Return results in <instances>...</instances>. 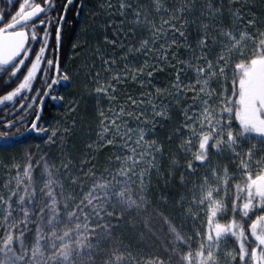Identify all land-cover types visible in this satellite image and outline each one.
<instances>
[{"label":"snow or ice","instance_id":"1","mask_svg":"<svg viewBox=\"0 0 264 264\" xmlns=\"http://www.w3.org/2000/svg\"><path fill=\"white\" fill-rule=\"evenodd\" d=\"M6 3L8 9H0V86L11 90L0 95V105L15 106L19 97L32 109L34 119L28 132L49 133L48 126L40 123L45 101H64L56 89L71 79L56 53L67 6L73 0L61 7L58 0ZM129 8H133L131 3L120 4L122 12ZM155 10L168 17L159 25L134 9L136 26L143 24L151 33L134 51L151 53L162 39L158 59L167 60L168 33L185 37L176 21H182L190 8L178 5L170 12L157 2ZM207 11L210 17L214 15L211 7ZM233 15L239 24L243 17L239 12ZM212 23L209 19L203 27ZM171 45H177L175 38ZM195 47L198 52H191L190 60L180 61L184 68L176 72L172 84L177 101L188 98V91L193 93L176 132V154L169 156L170 168L181 170V187L186 189L178 205L179 221L170 220L149 198L150 181L145 174L156 170V153L163 157L164 151L146 139L152 131L147 127L149 109L141 107L135 117L139 125L129 128L123 117L133 112L126 113L121 106L112 111L110 121L101 113V134L112 132L106 143L111 145L115 136L120 137L116 151L121 154L113 159L116 168L100 175L81 168L74 175L69 161H60L57 167L55 159L41 154L33 162L31 153L22 165L14 164L15 183L9 179L0 192V264H264V28L254 20L235 30L221 25L214 37L205 31ZM104 63L110 79L100 82L97 73L95 92L109 99L115 98L116 85L123 79L136 81L144 74L142 68L130 69L126 61L122 72L112 66L114 61ZM181 71L193 72L194 83L182 80ZM147 76H152L151 70ZM130 100L133 106L148 105L153 118H168L151 93L147 99ZM25 107L19 103V109ZM5 128L10 130L12 122H6ZM58 131L52 129L45 140L54 142ZM223 156L231 169L214 161ZM37 168L41 170L39 185L33 175ZM161 200L167 205V199ZM125 213L154 217L163 225L167 258L150 252L134 260L131 253L116 249L114 259L99 254L101 241L111 240L119 226L112 220L123 222ZM143 223L152 232L151 220Z\"/></svg>","mask_w":264,"mask_h":264},{"label":"trees","instance_id":"2","mask_svg":"<svg viewBox=\"0 0 264 264\" xmlns=\"http://www.w3.org/2000/svg\"><path fill=\"white\" fill-rule=\"evenodd\" d=\"M157 2L170 12L178 5L188 4L190 8L184 13L182 21H176L185 31V37H180L178 34L173 37L172 32L168 33L170 47L167 60L158 59L161 51L159 44L163 43L162 39L157 41V47L151 53L134 51L140 41L149 38L151 33L143 24L136 26L132 13L135 8H139L142 13L150 16L152 23L159 25L162 19L166 20L168 17H162L156 12ZM121 3H131L133 8L122 12ZM64 4L66 0H58V7ZM209 7L214 13L211 17L207 11ZM234 12H239L243 17L239 24L235 20ZM209 19L213 20V23L205 29L203 25L208 24ZM248 20H254L258 27L264 28V0H73V4L67 6L61 46L56 53L60 58L61 67L70 73L71 79L56 89L64 96V101H45L40 122L41 125L48 126L49 133L52 129H59L54 141L57 146L55 150L65 152V156L62 155L61 159L67 156L66 161L77 163L79 167L91 168L98 175L106 169L116 168L117 163H114L113 159L121 154L116 151L120 137L115 136L111 145L106 143L112 132L101 134L103 129L101 113L103 112L104 118L110 121L112 111H118L122 106L126 113L133 112L132 116L125 115L123 119L128 122L127 127L134 128L139 125L135 117L139 114L140 108L149 109L150 123L147 127L152 131L146 139L154 140L163 147L164 151L163 157L160 153H156L158 165L156 170L145 174L146 181H150L148 191L160 200L162 197L167 199L166 206L180 213L178 205L186 189L181 187V170L170 168L169 156L176 154L179 143L176 132L183 121V110L192 103L189 98L193 93L188 91L186 93L188 98L178 101L173 98L172 93L176 90L172 88V84L176 72L184 68L180 61H188L191 59V52H198L195 47L197 38L205 31L211 38L216 35L217 28L221 25L226 29L235 30L244 26ZM173 38L179 46L171 45ZM130 49L133 51H129ZM173 52L176 54L175 57L171 55ZM106 59L114 61L112 66L121 72L126 61L130 69L142 68L144 74L138 75L136 81L130 78L123 79L116 85L115 98L109 99L95 92L97 73L100 82H107L110 79L111 74L106 70L107 66L104 63ZM153 65H156V68H153ZM149 70L152 71L150 78L147 76ZM185 78L191 79L194 83L193 72L181 71V79ZM141 81L144 83L141 84ZM157 88L161 89L160 93L155 92ZM10 90L9 86H0V95ZM149 93L152 94L154 102L168 113L167 119L153 118L148 105L131 104L130 98L137 101L147 99ZM17 101L15 106L8 103L0 105V114L7 111L8 113L3 116L12 118L6 121L12 122L10 130L5 128L4 119L0 120V137H16L7 138L0 144V192L4 191L2 186L13 176L12 159L24 144L52 143L45 140V136L49 133L36 135L28 132V126L34 119L32 109L28 108L27 102L21 101L19 97ZM21 102L25 103V109H19ZM21 121L23 124L20 123ZM140 126L144 127V125Z\"/></svg>","mask_w":264,"mask_h":264},{"label":"rangeland","instance_id":"3","mask_svg":"<svg viewBox=\"0 0 264 264\" xmlns=\"http://www.w3.org/2000/svg\"><path fill=\"white\" fill-rule=\"evenodd\" d=\"M9 5L6 3V0H0V9L7 10ZM6 111V110H5ZM5 113H8L7 111ZM0 114V120L4 119L3 121L6 122L8 119H12L11 117H4L3 114ZM15 119V117H14ZM5 126V125H4ZM5 138H0V143H4ZM251 143L256 144V141H252ZM56 141L47 144H34L32 142L26 143L23 145L21 150L14 156L12 159L13 161V176L10 178L13 180V184L15 183L14 180V172L15 167L14 164H23L25 156L31 153L33 162H35L36 158H38L41 154H46L51 158L57 161V167L60 166V161H66L67 156L65 159H61V156H65L64 150L60 151L56 149ZM220 160L225 164H228V158L226 156L214 158L215 160ZM69 161V160H68ZM70 162V161H69ZM76 162V161H75ZM77 165V166H76ZM229 168L231 169V164H228ZM68 167L73 169L74 175H79V170L81 168L87 169L84 167H79L77 163H69ZM34 179L37 181V185H39V180L41 176V170L37 168L34 172ZM98 175V174H96ZM87 179H91V176L87 177ZM9 181V180H8ZM149 198L151 203H153L159 211H162L166 216L169 217L170 220L179 221L180 213L178 210H174L169 208L168 206L162 203L159 197L156 195L154 196L152 193L149 192ZM149 219L151 220V227L152 232H149L148 228L144 226L143 221ZM112 223L118 224V228L113 230L112 239H104L101 241L100 248L98 250L100 255L108 256L114 259L113 252L114 249L118 250L120 253H131V257L135 259L142 258L146 253H155L162 257H166L165 253V246L167 244V232L166 229L163 228V225H158L156 219L154 217H145V216H137L135 213L128 214L125 213V219L123 222L118 220H112ZM190 226V222H189ZM164 234L162 235V231ZM154 233V235H153ZM115 241V243H113Z\"/></svg>","mask_w":264,"mask_h":264},{"label":"water","instance_id":"4","mask_svg":"<svg viewBox=\"0 0 264 264\" xmlns=\"http://www.w3.org/2000/svg\"><path fill=\"white\" fill-rule=\"evenodd\" d=\"M59 61H60V58H59ZM1 144V143H0Z\"/></svg>","mask_w":264,"mask_h":264}]
</instances>
